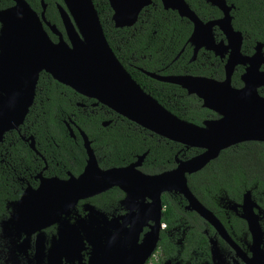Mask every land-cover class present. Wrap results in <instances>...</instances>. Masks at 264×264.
I'll return each mask as SVG.
<instances>
[{
    "label": "water",
    "instance_id": "95a60500",
    "mask_svg": "<svg viewBox=\"0 0 264 264\" xmlns=\"http://www.w3.org/2000/svg\"><path fill=\"white\" fill-rule=\"evenodd\" d=\"M12 1V6L0 10V141L6 131L18 128L24 121L34 99L39 74L45 72L76 93L93 99L95 104L106 106L119 116L160 137L180 143L186 148L203 149L189 159L177 160L175 168L158 174H146L138 169L147 152L127 165L102 169L97 163L90 140L80 130L87 154L83 171L66 180L42 178L36 189H26L16 203L18 218L16 216L12 220L16 227L30 234L59 222L61 216L68 214L79 200L118 187L138 205H142L141 202L146 198L151 201L150 206L158 213L156 227L160 222L161 193H180L188 202L187 208L196 211L221 236L226 237V231L219 220L197 201L188 188L186 174L201 169L216 158L221 150L232 145L246 141L264 142V95H259L257 91L258 88H264V70L261 68L264 65V44L256 42L251 55L241 54L243 34L232 26L230 12L234 8L233 4H227L226 0H206L221 12V16L203 22L186 0H160L164 9L174 10L192 23L188 42L194 45L193 58L197 49L202 46L220 57L228 53L222 80L144 71L153 79L176 84L188 94L196 95L204 107L220 116L196 125L169 112L125 70L107 42L92 0H61V4H56L66 40L56 26L46 20L42 0L40 14L25 0ZM107 1L112 10L111 20L116 28L134 25L141 10L152 2ZM73 12L83 22L93 50L88 48ZM43 23L57 35L56 42L49 38ZM213 27L222 32L226 43L222 40L215 42ZM237 64L245 66L241 75V88L231 85V75ZM157 107L178 122L207 128L211 132L201 134L169 124L162 119ZM69 130L70 135H73ZM254 206L248 190L243 195L241 216L248 223L252 251L257 258L261 253L264 235L253 210ZM63 223L65 227L59 229L56 246L76 255V249L82 241L80 231L73 225ZM79 226L82 232H87L81 224ZM50 263L61 264V261L53 260ZM97 263L101 264L99 260Z\"/></svg>",
    "mask_w": 264,
    "mask_h": 264
},
{
    "label": "trees",
    "instance_id": "16d2710c",
    "mask_svg": "<svg viewBox=\"0 0 264 264\" xmlns=\"http://www.w3.org/2000/svg\"><path fill=\"white\" fill-rule=\"evenodd\" d=\"M26 1L33 9L40 10V0ZM92 1L109 46L125 70L146 93L181 120L202 125L203 121L216 117L212 110L202 105L201 99L196 95L187 94L180 86L158 81L143 72L180 74L186 70L218 79L223 77L218 58H215L214 62L217 67L206 70L198 65L199 62L187 63L184 57L187 46L180 52L192 28L186 18L180 17L174 10L164 9L160 0H152L150 5L141 10L134 25L116 28L111 20L112 10L108 1ZM44 2L47 4V19L62 29L56 9V4H61V0ZM186 2L202 20L218 18L221 15L215 6L205 0ZM226 2L234 6L231 11L233 28L239 30L244 37L241 50L244 54H251L256 42L264 44V0ZM9 4L10 0H1L2 6ZM239 72L240 68L233 73V86L240 84ZM92 101L94 100L76 93L49 74L41 72L33 102L25 117L27 122L35 120L33 134L38 142V151L47 156L46 154H55V143L63 148L67 143H71L74 154H85L77 132L76 142L68 135L63 123V120L68 118L75 121L91 140V147L102 167L123 166L135 160L137 155L147 152L141 169L151 173L172 168L173 157L177 152L187 158L200 151L197 148L184 149L182 144L146 130L106 106L99 104L91 107L89 103ZM80 102L85 103V109L76 105ZM106 120L111 122L102 126V122ZM22 151L25 153V166L33 169L35 164L30 161L31 158H36L33 152L27 146L23 147ZM12 158L14 159V156ZM38 161L42 165L41 161ZM186 178L191 191L217 216L218 199L240 201L246 190H250L252 197L264 207V142L246 141L223 149L201 170L187 175ZM4 182L3 165L0 163V184ZM114 189L94 196L90 201L95 202L99 196L104 197ZM0 191H3L2 188ZM162 198L166 205L162 221L170 225L174 210L166 197Z\"/></svg>",
    "mask_w": 264,
    "mask_h": 264
},
{
    "label": "flooded vegetation",
    "instance_id": "af4514ba",
    "mask_svg": "<svg viewBox=\"0 0 264 264\" xmlns=\"http://www.w3.org/2000/svg\"><path fill=\"white\" fill-rule=\"evenodd\" d=\"M42 1L44 2V0ZM10 2L11 4L2 6L0 0V10L6 9L14 4L12 0H10ZM39 2L40 10H35L29 5L37 14H40L42 10L41 0ZM44 4L46 17L47 4L45 2ZM46 20L49 21L47 17ZM209 20L202 21L206 22ZM49 22L56 26L66 40L63 27L60 29L55 23ZM43 26L49 38L53 42H56L58 38L57 35L52 32L45 23H43ZM212 34L216 43L221 40L226 43L224 35L217 27H213ZM188 38L180 50V52H183L185 46H187V49L184 51V57L187 59V63L199 62V66L209 70L216 66L214 62L215 58H218L221 63L223 77L218 79L213 76L193 74L186 70L180 74L161 75H191L208 77L215 80L224 79V65L228 53L220 57L219 55H215L213 51L202 46L197 49L195 57L193 58L194 45L188 42ZM240 51L243 55H251L253 53L244 54L242 50ZM263 66L261 67L262 69ZM239 68L240 72L238 73V78L240 84L233 86L232 76ZM244 69L245 66L242 64L235 65L231 75V85L233 87L241 88L243 86L241 75L244 73ZM257 91L259 95H264V88H258ZM76 105L79 108H86L83 102L77 103ZM89 105L91 107H96L99 103L95 104V101H92ZM215 114L216 117L213 119L220 117L217 113ZM110 122L111 120L103 121L102 126H107ZM63 123L68 135L75 142L77 140V132L84 149L80 135V130L82 129L70 118L63 120ZM34 126L35 120L27 122L26 118H24V121L18 128L6 131L0 141V163L3 165L5 179V182L0 184V188L3 190L0 191V264H47V261L51 264L50 262L53 260L54 262L60 260L61 264H98V260L101 264H264V236L260 246L261 253L259 256L257 255L256 258L255 253L252 251V236L249 231L248 223L241 216L243 212L241 207L243 195L248 190L242 194L240 201H233L228 198L218 199L216 204L218 206L219 216H217L188 186L197 201L208 211L213 213L222 224L226 231V237L221 236L219 232L196 211L187 208L188 202L180 193H161L160 222L158 227H156L155 221L158 218V213L150 206L151 201L146 198L141 202L142 205H138L133 199L128 198L126 193L118 187H112L94 195L98 196L115 188L113 192L106 194L104 197L99 196L95 202L90 201L94 196L79 200L68 214L61 216V223H59V221L49 224L30 234L21 231V228L18 229L12 220L17 216L16 203L25 190L28 188L36 189L42 178L56 177L66 180L70 176H78L83 171L87 160L85 149V154H74L71 143H67L64 148L55 143V154H46L47 156H44L37 149L38 142L33 134L35 130ZM69 129H71L73 135H70ZM25 146H27L36 157L31 158L30 161L35 164L37 169L34 167L30 170L25 166V153L22 151ZM32 146H34V148ZM64 149H66L65 152ZM184 149L187 148L184 146ZM198 150L200 151L194 155L203 151V149ZM178 153L179 152L174 154L173 157L174 166L167 170L175 168L177 160H186L192 157L186 158L184 154ZM140 155H137L135 160ZM11 156H14V159ZM46 157H48L49 160H47ZM95 157L99 167L102 169L118 167H102L99 164V158L96 154ZM38 160L41 161L42 165H40ZM143 160L138 167L143 173L158 174L167 171L165 169L151 173L145 172L141 169ZM187 175L189 174H186V176ZM163 196L166 197L171 208L174 210L172 216L173 220L170 225L162 221L163 212L166 210V205L162 200ZM251 198L255 203L253 210L257 215L258 224L264 235V207L257 203L252 197V194ZM63 222L68 225H74L75 227L78 226L77 228L80 231L82 241H80L79 247L76 249V255H73L70 251L66 252L56 246L59 238V229L65 227ZM79 222L87 232H82ZM161 223H164V227L160 226Z\"/></svg>",
    "mask_w": 264,
    "mask_h": 264
},
{
    "label": "bare ground",
    "instance_id": "6f19581e",
    "mask_svg": "<svg viewBox=\"0 0 264 264\" xmlns=\"http://www.w3.org/2000/svg\"><path fill=\"white\" fill-rule=\"evenodd\" d=\"M73 15L75 16V19H76V21L78 23V26H79V28H80V30H81V32H82V34H83V36H84V38L86 40V43L88 45V48L90 50H93L94 49L93 44L91 42L90 36H89V34H88V32H87V30H86L83 22L80 20V18L78 17V15L75 14V12H73ZM157 110H158V112H160V116L162 117V119H164V121H166L169 124H172V125L177 126L179 128L190 129V130H193V131L198 132V133H201V134H208V133L211 132V130L210 129H207V128L193 127V126H190L188 124L178 122L175 119H173L172 117H170L162 109H160V108L157 107Z\"/></svg>",
    "mask_w": 264,
    "mask_h": 264
},
{
    "label": "built area",
    "instance_id": "2783aa9c",
    "mask_svg": "<svg viewBox=\"0 0 264 264\" xmlns=\"http://www.w3.org/2000/svg\"><path fill=\"white\" fill-rule=\"evenodd\" d=\"M160 226H161V227H164V223H161Z\"/></svg>",
    "mask_w": 264,
    "mask_h": 264
},
{
    "label": "rangeland",
    "instance_id": "374dc122",
    "mask_svg": "<svg viewBox=\"0 0 264 264\" xmlns=\"http://www.w3.org/2000/svg\"><path fill=\"white\" fill-rule=\"evenodd\" d=\"M79 224H80V222H79ZM74 226V225H73ZM78 227V226H77ZM47 264H49V261H47Z\"/></svg>",
    "mask_w": 264,
    "mask_h": 264
}]
</instances>
